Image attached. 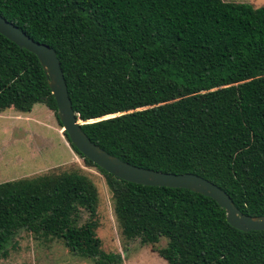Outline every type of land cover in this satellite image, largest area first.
I'll use <instances>...</instances> for the list:
<instances>
[{
	"label": "trees",
	"instance_id": "1",
	"mask_svg": "<svg viewBox=\"0 0 264 264\" xmlns=\"http://www.w3.org/2000/svg\"><path fill=\"white\" fill-rule=\"evenodd\" d=\"M0 16L58 60L91 143L122 162L193 174L234 207L264 216V7L223 0H0ZM55 102L36 57L0 35V113ZM108 118H104L107 117ZM104 118V119H103ZM95 120V121H91ZM91 121V122H88ZM103 177L122 238L166 264H264V231L240 232L210 198ZM98 193L82 171L0 183V257L18 230L61 241L93 264L104 254ZM87 215L83 223L80 213ZM160 239L166 240L154 249Z\"/></svg>",
	"mask_w": 264,
	"mask_h": 264
},
{
	"label": "rangeland",
	"instance_id": "2",
	"mask_svg": "<svg viewBox=\"0 0 264 264\" xmlns=\"http://www.w3.org/2000/svg\"><path fill=\"white\" fill-rule=\"evenodd\" d=\"M252 7L264 6V0H223ZM78 170L93 182L98 193L97 230L104 254L119 255L118 264H166L148 245L138 239L122 238L112 212L110 194L103 177L93 167L84 166L70 149L53 113L35 104L29 113L13 110L0 113V183L29 178L51 171ZM87 218L80 213L79 223ZM160 239L154 249L165 245ZM0 264H93L91 260L69 254L61 241L35 240L25 230L16 231L5 245Z\"/></svg>",
	"mask_w": 264,
	"mask_h": 264
},
{
	"label": "water",
	"instance_id": "3",
	"mask_svg": "<svg viewBox=\"0 0 264 264\" xmlns=\"http://www.w3.org/2000/svg\"><path fill=\"white\" fill-rule=\"evenodd\" d=\"M0 35L19 49L36 57L55 102L56 118L62 132L66 134L69 144L97 168L126 183L147 187L184 189L210 198L224 210L226 223L232 228L243 233L264 231V216L250 217L240 213L226 193L214 184L189 173L176 175L135 167L107 154L91 143L80 129L83 122L77 119L71 109L66 85L54 51L44 44L34 42L1 16Z\"/></svg>",
	"mask_w": 264,
	"mask_h": 264
},
{
	"label": "crops",
	"instance_id": "4",
	"mask_svg": "<svg viewBox=\"0 0 264 264\" xmlns=\"http://www.w3.org/2000/svg\"><path fill=\"white\" fill-rule=\"evenodd\" d=\"M252 7V6H251ZM261 7H264V6H261ZM254 8H258V7H254Z\"/></svg>",
	"mask_w": 264,
	"mask_h": 264
}]
</instances>
